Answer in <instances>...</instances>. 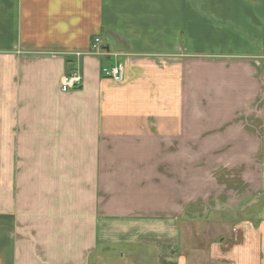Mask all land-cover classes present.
Returning a JSON list of instances; mask_svg holds the SVG:
<instances>
[{
  "label": "crops",
  "instance_id": "1",
  "mask_svg": "<svg viewBox=\"0 0 264 264\" xmlns=\"http://www.w3.org/2000/svg\"><path fill=\"white\" fill-rule=\"evenodd\" d=\"M262 213L264 0H0V264H187L167 239L228 214L244 239L209 256L264 264Z\"/></svg>",
  "mask_w": 264,
  "mask_h": 264
},
{
  "label": "rangeland",
  "instance_id": "2",
  "mask_svg": "<svg viewBox=\"0 0 264 264\" xmlns=\"http://www.w3.org/2000/svg\"><path fill=\"white\" fill-rule=\"evenodd\" d=\"M262 205V200L260 199V201L258 200L251 204L248 210L251 213L261 212ZM245 209L244 211L246 213L242 214V216L248 213L247 208ZM232 215L218 216L214 219V223L213 219L194 220V222L189 223L188 229L183 234H178L173 240L167 239V242H180L186 249H189L187 254L189 264H232L223 259L218 261L213 260L209 256V248L207 247L212 243H217L222 249H227L231 245L233 246L243 241L246 227L239 226L237 228V218ZM262 217H264V213H262ZM238 219L239 221L242 220L240 218ZM157 244L160 243L154 242L152 244L142 245L137 250L112 249L109 252H100L98 249V252H96L98 254L91 260V264H160L162 259L168 260V258L174 259V257L181 259L183 254L176 253L175 251V255H169L164 245L157 247ZM179 261L181 262V260Z\"/></svg>",
  "mask_w": 264,
  "mask_h": 264
},
{
  "label": "built area",
  "instance_id": "3",
  "mask_svg": "<svg viewBox=\"0 0 264 264\" xmlns=\"http://www.w3.org/2000/svg\"><path fill=\"white\" fill-rule=\"evenodd\" d=\"M101 42L99 38L94 40V44L89 50V54L105 57L108 55L101 47ZM101 74L103 77L110 79L113 83H120L122 81V68L120 65L114 66H104L101 68ZM80 76L77 73L66 75L61 79L60 90L62 92H67L76 88L80 83Z\"/></svg>",
  "mask_w": 264,
  "mask_h": 264
}]
</instances>
